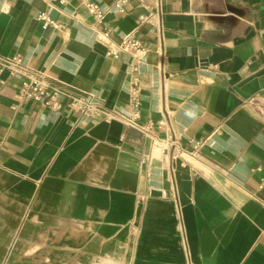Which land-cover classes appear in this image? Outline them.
Here are the masks:
<instances>
[{
	"label": "crops",
	"instance_id": "0c3cea01",
	"mask_svg": "<svg viewBox=\"0 0 264 264\" xmlns=\"http://www.w3.org/2000/svg\"><path fill=\"white\" fill-rule=\"evenodd\" d=\"M93 1L0 0V58L102 106L0 72V264H264V0ZM133 32L145 55H108ZM171 135L183 155L153 148Z\"/></svg>",
	"mask_w": 264,
	"mask_h": 264
},
{
	"label": "built area",
	"instance_id": "2783aa9c",
	"mask_svg": "<svg viewBox=\"0 0 264 264\" xmlns=\"http://www.w3.org/2000/svg\"><path fill=\"white\" fill-rule=\"evenodd\" d=\"M126 0H117L115 3V9L122 13L124 11V4ZM89 12L97 19L101 20L104 14L96 2L93 0H84ZM45 27H53L63 35L68 34V30L65 26L59 22L43 18ZM147 49L141 39H139L133 32L126 36L122 42L112 50L108 52L109 56L117 58L121 53L130 54L133 57L145 55ZM136 67L134 68V70ZM7 71L12 75L26 78L21 88V96L26 100H31L48 108L52 112H61L64 109L78 112L82 115L91 111L95 115H99L102 108L101 104L91 94H80L70 86L61 84L56 80L49 78L44 74L34 75L32 70L25 66L22 57L16 55L8 58H0V72ZM133 108L134 114L132 117L123 116L122 122L128 129H133L141 134L147 135L149 130L153 128L151 124L140 125L138 118V103L136 100V94L133 92ZM161 125L163 122L160 123ZM153 148L159 149L163 154L173 152L178 156L185 153V150L181 146V140L178 136L171 135L166 138H159L157 136L151 137ZM202 143H197L192 151L191 155H196L202 148Z\"/></svg>",
	"mask_w": 264,
	"mask_h": 264
}]
</instances>
